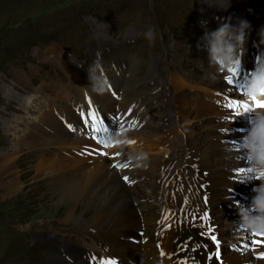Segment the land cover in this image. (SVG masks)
<instances>
[{
    "label": "rangeland",
    "instance_id": "374dc122",
    "mask_svg": "<svg viewBox=\"0 0 264 264\" xmlns=\"http://www.w3.org/2000/svg\"><path fill=\"white\" fill-rule=\"evenodd\" d=\"M200 1L0 0V157L6 154L14 139L20 138V134L34 136L32 141L34 144L24 145L23 152L18 155V175L24 181V191L6 197L0 182V264H50L45 254L50 253L53 244L58 246L60 241L56 237L50 239L45 236V227L49 231L48 224L57 223L56 230L59 231L57 233L62 235L73 233L74 225L63 222L71 208L68 201L56 203L60 198L59 195L54 194L41 178L36 177L33 180L35 171L32 166L43 156L45 146L53 141L47 139L43 143L41 140L44 134L41 130L31 131L27 128L32 124L36 128H45L44 123H41L40 127L35 122L40 117L48 125L43 129L46 133H52L50 128L56 132L54 125L49 124L50 121L44 117L62 116V110H65L71 112L75 119L78 118L73 105L77 107L85 104V98L89 94L80 77L74 79L75 82L69 81V86L65 85L67 82L61 77H64L63 71L69 77V72L57 66L55 62L43 58L55 45L67 57L69 55L60 45L69 50L70 55L78 58L81 62V72L87 78L90 91L102 87L101 81L105 75L117 91L123 89L129 92V99L132 97L135 99L140 94V97L146 95L149 98L151 96L149 83L155 79L166 81L168 77V82L173 87L172 77L179 73V80L184 81L185 76L178 71V66H182V70L188 72L190 78L199 79L195 85L185 88V92L182 93L185 98V109L190 110L193 115H199L204 125H212L206 128L209 133L219 135L211 131L214 124L207 120L216 111L209 112L203 109L202 102L196 101L201 98L199 94L193 95L196 99L194 102L190 98L191 90H199V82L207 74V63L201 53L203 49L198 47L203 36L202 33H197L194 25H199L200 18L204 21L211 18L212 14H208L212 11H216V15L221 17L232 7L222 9L221 5L217 4L216 10L213 0H207L208 7L201 8ZM230 1L234 2L235 6L236 0H225V2ZM183 4H186L185 11L191 10L189 20L183 9L179 15L180 6ZM243 5L259 8L262 0L247 1ZM151 15V22H148ZM237 27L239 25H235L233 31ZM149 29L155 33L154 40L145 37ZM120 33L121 38L116 36ZM245 35L246 42H249L248 31ZM103 36L116 39L115 48L102 50L101 42L106 43L103 41ZM81 52L83 53L80 57L78 55ZM97 52L101 54V59L96 58ZM208 57H211L210 54ZM71 60L72 64L69 68L77 69L76 62ZM94 61H99L103 71L94 72ZM16 70L22 72L28 83L24 82V85L21 81L13 79ZM221 76L223 75L220 74ZM218 79L224 82L223 77ZM70 82L75 91V96L71 99L72 104L66 100L71 97ZM14 86L16 87L13 88ZM94 94L103 98L107 91L103 93L94 91ZM29 96H34L31 106L25 103V98ZM243 96L244 94L240 98ZM150 102L154 104L152 100ZM188 103L194 105V108ZM197 103L200 106H197ZM218 109L220 110L219 107ZM172 111L169 110L170 113ZM94 114L96 115V111ZM235 116L239 117V113ZM91 120L90 126H95ZM8 124H10L8 130L4 129ZM224 125L216 124L215 127L222 130L225 128ZM14 129L19 132H15ZM23 130L27 131L26 134L21 132ZM74 133L76 134V131ZM54 136L59 138L57 135ZM220 170L224 171L223 169L218 171ZM126 188L133 197L135 190H130L128 186ZM74 209L77 217L83 214L81 216L86 218L92 212L82 203L77 204ZM34 224L40 229H33ZM79 234L83 235V233Z\"/></svg>",
    "mask_w": 264,
    "mask_h": 264
},
{
    "label": "bare ground",
    "instance_id": "6f19581e",
    "mask_svg": "<svg viewBox=\"0 0 264 264\" xmlns=\"http://www.w3.org/2000/svg\"><path fill=\"white\" fill-rule=\"evenodd\" d=\"M241 1L242 0H236V2ZM255 13L264 16L263 10L255 11ZM244 49H246V44ZM201 53L203 59L207 63V72L206 69L204 71L207 74L199 82V87H197L201 91L205 90L207 95L213 96L215 90H223L226 89L227 86L224 82L218 79L215 73V65L212 63L208 55L204 51H201ZM69 57L76 62L77 69L75 67L72 70L69 68V66H71L72 64V60ZM69 57H67L56 45L54 46V48H52L50 52H48V54H45V56H43V58L55 62L57 66L69 72V77L66 75L68 80L71 78L69 81L75 82L76 80L74 79L80 77L81 80L84 82L85 86L88 88L87 79L85 77H81L83 76L80 69L81 62H79L78 58H76L75 56L70 55ZM243 60L244 62L247 60L245 55L243 56ZM180 62L181 61H179V63ZM73 66L75 65L73 64ZM178 67V71L182 76H185V78H183L184 81H180V77L178 76L179 73L177 75H173L172 77L174 90H176V92L178 93V97L174 101L178 103L179 109L183 110L184 106L181 103H184L185 98L182 93L185 92V88L189 87L192 84L195 85L199 79L190 78L188 72L186 73L182 70V66ZM248 71L249 69L247 65L244 70V73L242 75H238L237 80H232L234 81L233 84H235V81H237V86L239 83H241V85L247 87L251 82V80L245 79ZM176 78L177 81L175 82ZM13 79H15L16 81H21V84H24V82L28 83L26 77H24L22 72L19 70L15 71ZM71 82V97L69 99H66L69 102H71L72 97L75 96L74 87ZM15 87L16 86H14L13 88ZM149 87H151V95L159 89L157 86H155L154 81L149 83ZM195 100L196 99L194 97L191 98L192 102H194ZM152 101L158 108L160 104L166 105L164 108H157L158 115L162 119L169 118V122H177L179 120L180 126L183 128L184 131L187 132L189 142L188 146L195 151L193 157L201 158V161H205L209 164H211L219 157L218 153H216L215 150H217L219 147L217 144V139L221 135H215L207 131L208 127H212V125H204L203 123H201L199 115H193L190 110H186L185 114H182L181 110L180 112H176L173 106L169 105L166 101L165 94L156 95L152 99ZM196 101L202 102L201 107L203 109H207V111L209 112L216 111L215 108L210 107L208 104L204 103L202 101V98ZM199 103H197V106H200ZM247 103H252L250 98H247ZM73 107L76 108L74 105ZM190 107L194 108V105H190ZM169 110H173L172 113H170ZM62 112L63 116L74 128H77L79 126V119H75L72 116L71 112L65 110H62ZM239 116L242 115L239 114ZM44 118L50 121L49 124L54 125V128L56 129V132L58 133V136L61 137V139L56 138L53 133L49 134L39 127H34L33 124L27 126V128L31 131L41 130L43 132L44 138H41V142L44 143V141L47 139H51L53 141L51 142V144L45 146L43 156L38 158L37 162L35 161L36 164L32 166L35 171L33 180H35L36 177L44 180L45 183L49 186L50 190L54 194L59 195L60 198L58 201H56V203L68 201V205H70L71 208L67 212V216L64 218L63 222H65L66 224H71L72 226L75 225L80 229V231H84L87 234L86 236H83L81 234L72 233L76 234V238L73 239L72 237H70L69 234L62 235V233H57L59 232L56 230L57 223L48 224L49 231L47 230V227H45L44 234L52 239L54 237L62 239L61 248L57 246H52V250L48 256L52 264H67L65 262L64 254H67V251L79 252V250L82 249V245L86 244L85 241H94L93 246L95 248L99 247L102 252L107 256L116 255L120 257L121 254H126L131 258L132 264H137L135 263V260L139 255L143 256L140 258L138 264H157L159 261L163 262L161 264H197L198 261L201 260L200 255H198L197 251H194L193 249V247H195V244H192L187 249V251H185L179 256L178 259L171 257L172 249L170 247H167L165 244L167 238L164 239L163 247H161L160 250L157 247L142 250L130 244L126 240V238L115 228L120 230L130 225H138L139 219L137 217V213L135 212L132 206V201L133 199H135L133 197L136 196L134 194L135 191L133 192L132 197L131 192L119 180L117 171L110 165L106 158H99L93 164H90L91 158L83 156L84 153L81 152V146L83 144H86L87 141L84 138L82 139L77 134L74 135L69 133V130H67L63 123L60 122V119L58 117H54V119L50 116H45ZM90 119H92V116H90ZM91 123L94 125L96 124L93 122V119L91 120ZM8 127H10V124L5 125L4 129L8 130ZM151 129L153 132L156 130V128L154 126L152 127L150 123H146L140 131H135L133 132V134L134 136H141L143 141L149 140V142L142 149L137 148L135 149V151H138V153H142L145 156L144 161H146V164L148 163L151 166V169L149 171H145L141 173V175H147L152 177L153 181H150L149 185L151 187H154L155 185L153 184V182L157 178V175L155 174V171L153 169H156L161 163L162 154L158 151V149L161 146L162 141L156 140L151 132L145 133L146 131H149ZM14 131L19 132V130L16 131V129H14ZM200 131H204L206 134H201L199 133ZM21 132H24V134H26L27 131L23 130ZM13 136L14 135H12V137ZM78 137H80V139H77ZM32 141H34V136H24L22 133L20 134V138L18 137L14 139V142L11 143L12 146L8 148L6 154L0 157V182L4 194L7 195L6 197H11L15 194H20L24 191V181L18 175V155L23 152L24 145H33L34 142ZM64 154H67L69 158H66ZM213 167L219 170L228 167V165L225 161L222 160L213 163ZM216 174L218 180L217 182L213 180V196H218L220 194L218 193L217 186L224 182V179L222 178L223 172H221V170L220 172L216 171ZM155 187V191L157 192L156 195H161V187ZM146 192L148 194L147 196H151L150 191ZM3 198H5V196ZM216 202L217 201L215 200H212L210 202L213 217L217 220V224L219 225V232L222 237L225 239V241H230L232 239L230 228L225 223L223 219V214L219 219L220 210L218 209V204H216ZM79 203H82L87 209L92 210V212L89 214V217H86L87 219L84 216H81L83 214H81L80 217L76 216L74 208ZM174 209H176L174 204L164 203L157 208L156 218L160 216V213L162 211L164 214L167 211ZM146 221L148 223L150 221L152 223L154 222L153 218L149 214L146 217ZM32 228L36 230L40 229L35 224L32 225ZM227 255L230 256L231 253L227 252ZM193 257L196 259L193 263H190ZM204 259L207 264H213V258L211 262L208 261L207 255L204 257ZM231 262L232 264H238L241 263V260H232Z\"/></svg>",
    "mask_w": 264,
    "mask_h": 264
},
{
    "label": "clouds",
    "instance_id": "9594fccd",
    "mask_svg": "<svg viewBox=\"0 0 264 264\" xmlns=\"http://www.w3.org/2000/svg\"><path fill=\"white\" fill-rule=\"evenodd\" d=\"M201 26L205 28V36L212 32L207 28V22L201 21ZM251 25L245 19L240 20V32L239 35H235L232 31L231 19L227 22L218 25V31L213 33L215 37V43L212 47V55L218 65H223L225 70L236 65L237 61L241 64L242 53L246 44L245 30L250 29ZM262 40H264V30L260 33ZM235 38L236 43L230 42V37ZM145 37L149 40L155 39V33L152 29H149L145 33ZM200 48V45L198 44ZM202 50V49H201ZM95 65L94 72L103 71L99 61H94ZM102 87L93 91L103 93L110 89V84L107 77L103 75ZM264 89V74L256 75L245 90V95L248 98L258 97L261 95V91ZM34 96L26 97V103L31 106ZM256 114L260 117V122L257 127L253 130L251 147L254 153V160L256 167L252 169L253 172L257 173V177L264 183V111H256ZM257 208L260 213L264 214V198L257 201ZM246 228L251 233L264 232V215L251 218L246 222Z\"/></svg>",
    "mask_w": 264,
    "mask_h": 264
},
{
    "label": "snow or ice",
    "instance_id": "6c2138e0",
    "mask_svg": "<svg viewBox=\"0 0 264 264\" xmlns=\"http://www.w3.org/2000/svg\"><path fill=\"white\" fill-rule=\"evenodd\" d=\"M233 71L234 72H239V62L238 61H237L236 66H235ZM235 82L237 83V81H235ZM228 83L229 84H233L234 81H228ZM261 94L264 95V89H262ZM251 101H252V105L251 106L248 103H244L243 104V108L245 110V114H251L253 112V107L252 106H254L255 108H259V109H264V101L258 99L257 97H252ZM229 107H231V105H229ZM236 107L237 108L241 107L239 102H237ZM210 238L215 240L214 236H210ZM257 243L264 244V240L257 241Z\"/></svg>",
    "mask_w": 264,
    "mask_h": 264
}]
</instances>
